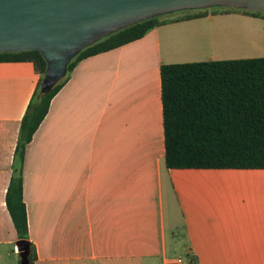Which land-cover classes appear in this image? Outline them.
I'll use <instances>...</instances> for the list:
<instances>
[{"label":"crops","instance_id":"obj_1","mask_svg":"<svg viewBox=\"0 0 264 264\" xmlns=\"http://www.w3.org/2000/svg\"><path fill=\"white\" fill-rule=\"evenodd\" d=\"M215 19L160 25L75 66L24 159L37 264H178L180 236L198 264H264V169L166 165L161 67L225 60ZM254 43L264 57V36ZM40 79L33 62H0V264L21 261L6 195ZM218 179L235 194L217 197Z\"/></svg>","mask_w":264,"mask_h":264},{"label":"trees","instance_id":"obj_2","mask_svg":"<svg viewBox=\"0 0 264 264\" xmlns=\"http://www.w3.org/2000/svg\"><path fill=\"white\" fill-rule=\"evenodd\" d=\"M226 8V9H223ZM234 8L181 10L148 18L122 28L83 49L68 72L42 94L47 70L44 55L35 49L0 52V62L30 61L40 83L22 120L15 152L7 207L21 239H28L24 201V159L28 144L48 114L52 98L84 58L143 37L163 24L225 13ZM257 15L264 13L246 9ZM166 165L169 168L264 169V57L170 63L161 67ZM31 243L30 264H37Z\"/></svg>","mask_w":264,"mask_h":264},{"label":"water","instance_id":"obj_3","mask_svg":"<svg viewBox=\"0 0 264 264\" xmlns=\"http://www.w3.org/2000/svg\"><path fill=\"white\" fill-rule=\"evenodd\" d=\"M216 6L264 13V0H0V52L40 51L47 70L42 94L68 72L83 49L151 17ZM20 264H30L31 242H17Z\"/></svg>","mask_w":264,"mask_h":264},{"label":"rangeland","instance_id":"obj_4","mask_svg":"<svg viewBox=\"0 0 264 264\" xmlns=\"http://www.w3.org/2000/svg\"><path fill=\"white\" fill-rule=\"evenodd\" d=\"M226 9V8H223ZM214 30L218 34L217 50L226 59L252 58L261 54L256 52L254 40L259 42L264 36V17L243 8H234L228 12L216 14ZM261 39V40H260ZM216 196L229 197L237 191L234 181L218 179L215 182ZM182 230V229H180ZM182 233V232H180ZM181 256L185 257L184 236H180ZM179 241V243H180Z\"/></svg>","mask_w":264,"mask_h":264},{"label":"built area","instance_id":"obj_5","mask_svg":"<svg viewBox=\"0 0 264 264\" xmlns=\"http://www.w3.org/2000/svg\"><path fill=\"white\" fill-rule=\"evenodd\" d=\"M175 262L178 264H198L191 253H187L185 257L176 256Z\"/></svg>","mask_w":264,"mask_h":264}]
</instances>
